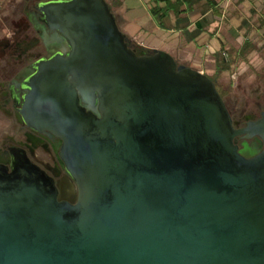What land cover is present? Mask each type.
<instances>
[{"label":"water","instance_id":"1","mask_svg":"<svg viewBox=\"0 0 264 264\" xmlns=\"http://www.w3.org/2000/svg\"><path fill=\"white\" fill-rule=\"evenodd\" d=\"M60 52L25 123L62 140L72 197L22 154L0 165V264H264V112L235 128L214 82L133 46L105 0L35 6Z\"/></svg>","mask_w":264,"mask_h":264},{"label":"crops","instance_id":"2","mask_svg":"<svg viewBox=\"0 0 264 264\" xmlns=\"http://www.w3.org/2000/svg\"><path fill=\"white\" fill-rule=\"evenodd\" d=\"M105 1L131 45L164 51L178 64L209 78L225 71L220 57L224 51L235 48L239 52L250 43L248 32L264 37V0ZM20 3L25 0H0V12ZM5 20L0 16V42Z\"/></svg>","mask_w":264,"mask_h":264},{"label":"flooded vegetation","instance_id":"3","mask_svg":"<svg viewBox=\"0 0 264 264\" xmlns=\"http://www.w3.org/2000/svg\"><path fill=\"white\" fill-rule=\"evenodd\" d=\"M41 1L45 0L22 7V14L28 20L35 37H26L20 42L7 45V51L2 53L4 56L0 55V61L2 60L4 64L0 63V111L5 117L12 118L15 123L13 133H4L1 136L0 165L10 171L13 158L22 153L32 165L53 179L57 197L65 199L72 197L68 180L71 184L74 182L67 174L61 158L62 140L47 130H37L28 126L23 115L28 94L24 84L34 71L33 65L40 59L49 58L55 52H60V44L54 32L39 20V12L35 6ZM263 112L264 108L260 104H253L251 115L245 117H236L230 113L229 115L235 128H246L259 120ZM234 142L239 149H244L245 143L249 152L254 150L260 152L264 148L263 140L257 136L246 138L239 135L234 138Z\"/></svg>","mask_w":264,"mask_h":264},{"label":"rangeland","instance_id":"4","mask_svg":"<svg viewBox=\"0 0 264 264\" xmlns=\"http://www.w3.org/2000/svg\"><path fill=\"white\" fill-rule=\"evenodd\" d=\"M31 1L25 0L23 5H10L8 11L0 12V16L6 18L3 22L5 36L0 42L1 56L7 51V45L20 42L26 37H35L28 20L22 14V7ZM246 35L251 39L250 43L246 46L243 44L239 52L235 48L224 51L220 57L226 69L212 76L227 110L236 117L251 115L253 104H260L264 108V37L256 31ZM0 63L4 65L2 60ZM14 124L12 118L5 117L0 111V140L4 133H13Z\"/></svg>","mask_w":264,"mask_h":264},{"label":"trees","instance_id":"5","mask_svg":"<svg viewBox=\"0 0 264 264\" xmlns=\"http://www.w3.org/2000/svg\"><path fill=\"white\" fill-rule=\"evenodd\" d=\"M219 64H223V60L222 59H219L217 60ZM212 81H214L212 78H211ZM220 94V93H219ZM221 96V95H220Z\"/></svg>","mask_w":264,"mask_h":264},{"label":"bare ground","instance_id":"6","mask_svg":"<svg viewBox=\"0 0 264 264\" xmlns=\"http://www.w3.org/2000/svg\"><path fill=\"white\" fill-rule=\"evenodd\" d=\"M58 43H59V42H58ZM56 46H57V45H56ZM51 52H52V51H51ZM68 181H69V180H68ZM69 182H70V181H69ZM59 185H60V184H59ZM59 185H58V186H59ZM65 191H66V190H65ZM59 193H60V192H59ZM69 195H70V193H69ZM70 196H71V195H70Z\"/></svg>","mask_w":264,"mask_h":264}]
</instances>
